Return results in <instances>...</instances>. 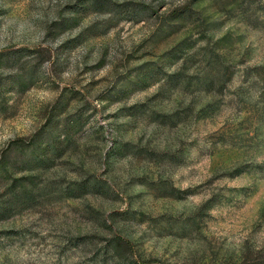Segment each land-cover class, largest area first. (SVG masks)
<instances>
[{
	"label": "rangeland",
	"instance_id": "1",
	"mask_svg": "<svg viewBox=\"0 0 264 264\" xmlns=\"http://www.w3.org/2000/svg\"><path fill=\"white\" fill-rule=\"evenodd\" d=\"M0 264H264V0H0Z\"/></svg>",
	"mask_w": 264,
	"mask_h": 264
}]
</instances>
